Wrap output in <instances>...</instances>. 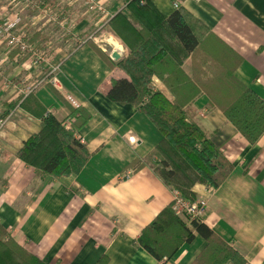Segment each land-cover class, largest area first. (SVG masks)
<instances>
[{"label": "crops", "instance_id": "0c3cea01", "mask_svg": "<svg viewBox=\"0 0 264 264\" xmlns=\"http://www.w3.org/2000/svg\"><path fill=\"white\" fill-rule=\"evenodd\" d=\"M98 1L102 13L88 11L82 0H0V22L18 16L17 28L48 53L44 62L31 65L29 57L0 45V117H7L0 130V224L44 264H96L101 257L106 264H190L205 245L198 236L169 260L157 261L134 245L171 203L172 192L148 166H130L134 160L142 163L160 135L134 106L108 99L120 94L128 79L119 62L129 48L108 24L124 13L125 0ZM149 1L163 18L176 3L226 43L241 58L236 78L264 101V0ZM182 68L190 74L188 59ZM151 83L169 97L160 81L152 77ZM28 94L58 122L73 123L76 108L89 114L74 134L90 154L76 176H38L12 155L39 123L19 107ZM189 109L233 165L217 189L206 193L207 186H193L196 197L206 200L201 221L230 241L245 264H264V133L249 146L220 111L208 106L205 95Z\"/></svg>", "mask_w": 264, "mask_h": 264}, {"label": "trees", "instance_id": "16d2710c", "mask_svg": "<svg viewBox=\"0 0 264 264\" xmlns=\"http://www.w3.org/2000/svg\"><path fill=\"white\" fill-rule=\"evenodd\" d=\"M124 10L108 24L129 48V54L119 62L128 79L122 84L124 90L108 95V99L134 106L160 135L142 163L134 160L130 166H148L171 191L194 201V185L217 189L233 165L193 121L189 106L199 95H205L208 106L220 111L248 145L254 146L264 133V101L236 78L240 56L184 10L176 9L163 18L149 0H125ZM35 36L37 33L32 41ZM187 59L190 74L182 68ZM152 77L160 81L169 97L154 88ZM19 107L39 123L12 155L38 176L79 174L90 154L74 134L88 121L89 114L83 108L71 110V115L78 116L66 129L46 114L31 94L21 100ZM195 236L205 245L190 264H245L230 241L201 220L175 215L171 203L142 229L134 245L157 261L169 260ZM106 263L107 259L101 257L96 264ZM0 264L44 263L18 246L0 224Z\"/></svg>", "mask_w": 264, "mask_h": 264}, {"label": "built area", "instance_id": "2783aa9c", "mask_svg": "<svg viewBox=\"0 0 264 264\" xmlns=\"http://www.w3.org/2000/svg\"><path fill=\"white\" fill-rule=\"evenodd\" d=\"M18 1V0H15ZM88 11H95L98 13L103 12V7L98 0H82ZM174 9H177L176 3L173 4ZM48 10L51 9V5L47 7ZM20 24V18L16 15L10 16L0 22V45H5L9 50H16L20 56H27L30 58L31 65H38L44 62L48 53L38 49L34 44H31L24 33L23 30L17 27ZM58 66H54V70H57ZM55 79H52V83ZM22 81L20 82V84ZM38 83H34L31 88H35ZM29 91V88H28ZM7 117H0V130L4 126ZM73 119L64 122L63 125L66 129H70ZM130 143H134L133 139H129ZM204 191L206 193L212 191V188L205 187ZM171 207L175 215L187 218L189 220H202L206 211V200L203 196L202 198H196L194 201L185 199L178 191H171Z\"/></svg>", "mask_w": 264, "mask_h": 264}, {"label": "bare ground", "instance_id": "6f19581e", "mask_svg": "<svg viewBox=\"0 0 264 264\" xmlns=\"http://www.w3.org/2000/svg\"><path fill=\"white\" fill-rule=\"evenodd\" d=\"M108 43H110L111 45L117 46L119 47V44H117L113 39L109 38L106 40Z\"/></svg>", "mask_w": 264, "mask_h": 264}, {"label": "water", "instance_id": "95a60500", "mask_svg": "<svg viewBox=\"0 0 264 264\" xmlns=\"http://www.w3.org/2000/svg\"><path fill=\"white\" fill-rule=\"evenodd\" d=\"M111 58L114 59V60H117L118 59V55L116 52H112L111 53Z\"/></svg>", "mask_w": 264, "mask_h": 264}]
</instances>
